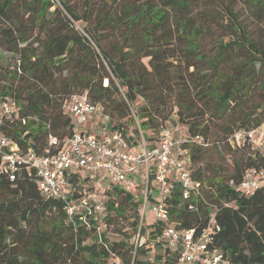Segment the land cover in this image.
Listing matches in <instances>:
<instances>
[{
    "label": "trees",
    "instance_id": "1",
    "mask_svg": "<svg viewBox=\"0 0 264 264\" xmlns=\"http://www.w3.org/2000/svg\"><path fill=\"white\" fill-rule=\"evenodd\" d=\"M241 2L246 19L232 0H0V53L15 56L8 68L0 64V99H15L26 120L4 132L41 153L47 132L60 140L71 135L61 105L84 93L131 145L132 114L140 133L152 134L144 139L148 147L168 122L205 141L214 137L207 149L185 146L193 178L208 187L207 204L189 210L191 201L173 186L170 221L178 230L201 231L216 208L212 246L229 264H264V184L249 197L228 184L262 166L256 151L226 142L236 130L264 125V0ZM92 189L75 182L71 199ZM111 193L121 201L107 199L104 215L84 222L76 214L71 222L65 202L46 198L34 180L0 175V264H176L164 247L152 261L141 258L161 249V229L145 219V241L135 248L142 197ZM120 217L131 219L133 233L109 241L100 228Z\"/></svg>",
    "mask_w": 264,
    "mask_h": 264
},
{
    "label": "built area",
    "instance_id": "2",
    "mask_svg": "<svg viewBox=\"0 0 264 264\" xmlns=\"http://www.w3.org/2000/svg\"><path fill=\"white\" fill-rule=\"evenodd\" d=\"M61 109L72 121L71 135L60 140L47 132L45 146L37 153L29 141L22 138L21 146L4 132L5 127L18 122L24 125L26 120L20 117V105L15 99H0L1 176L10 182L25 176L34 180L46 198L65 202L71 222L76 214H82L84 222L86 216L104 215L108 191L140 193L139 229L132 239L135 248L142 243L140 229L144 225L145 206L149 204L151 221L161 229L159 240L165 249L177 255L176 264H229L222 251L212 246V235L219 230L216 208L209 213L207 225L201 231L176 229L167 209L173 186L179 187L183 200L191 201L189 210H196L199 202L207 204L204 190L208 187L193 178L194 167L187 147L207 149L211 146L209 141L190 136L185 127L173 125L170 131L163 129L151 147L140 134L134 139L137 145H131L121 131L109 128L110 118L103 107L90 102L84 93L69 96ZM93 117H99L102 124L88 131L84 125ZM226 142L231 148L248 146L260 157L262 166L246 169L239 183H228L237 194L249 197L264 184V125L236 130ZM81 181L93 189L72 200L75 182ZM232 206L233 202L223 203V207ZM113 261L119 264L118 259Z\"/></svg>",
    "mask_w": 264,
    "mask_h": 264
},
{
    "label": "rangeland",
    "instance_id": "3",
    "mask_svg": "<svg viewBox=\"0 0 264 264\" xmlns=\"http://www.w3.org/2000/svg\"><path fill=\"white\" fill-rule=\"evenodd\" d=\"M232 3L234 4L235 9H238L240 11V15H242L245 19L249 16V11H248V9L245 6H243L241 0H232ZM246 21H250V19H247ZM76 27L79 28V26H77V25H76ZM0 57H1V60H2V61H0L1 66L4 67V68H8L9 65L13 64V60H14L15 56L12 55V54H8V53H0ZM144 62L146 63L147 60H144ZM141 105H142L141 102L138 101V103L135 105V109L139 108ZM95 122L97 124H102V120H100L99 118H98V121H95ZM173 125H175V124H173L172 122H170V123L168 122L167 124L163 125V129H169V131H170L171 128H172L171 126H173ZM84 126H85V128L95 127V130L98 127V126L92 124L91 122L87 123ZM126 127H127V134L132 135V137L134 139H136L138 134L142 135V137H144V139H146V137H148V135H150V136L152 135L150 133H142V134L139 133L140 132V126L138 125V119H137V117L134 114H133L132 119L126 122ZM117 129L118 128H116V130ZM163 129H161V131H163ZM134 130H137L138 134L135 133ZM122 133H123V131H122ZM159 137H160V133L157 136V138H159ZM209 141L211 143H213V141H215V138L214 137H209ZM211 146H212V144H211ZM136 149H137V147H136ZM137 152H140V150L137 149ZM138 190H139V188H138ZM112 193H111L112 196H107L106 199L114 201L116 203H120V201H121L120 198L116 197L115 193L114 194H112ZM127 212H128V215H129V213L130 214L132 213L131 211H127ZM144 215H145V219H149V220L152 219L151 218L150 205L149 204L145 206V214ZM130 221H131V219L128 218V217H127V219L123 218V217L116 218L115 220H113L111 222V224H109V225L105 224V225L101 226L100 231H105L106 237H107V239L109 241H119V240L124 238V235H129V234L133 233V231H131V227H129ZM145 226H146V224H144L142 226V228H144ZM136 237L137 236L135 235V238ZM141 240H142V242H144L145 241V237L143 236L141 238ZM90 242H91L90 240L87 241V243H90ZM155 242H160L161 243V246H160L161 249H159V247H154L153 250L147 252L145 255H143L141 257L143 260L152 261L154 255L159 254V253L162 252V250H163L162 242L159 239H157Z\"/></svg>",
    "mask_w": 264,
    "mask_h": 264
},
{
    "label": "crops",
    "instance_id": "4",
    "mask_svg": "<svg viewBox=\"0 0 264 264\" xmlns=\"http://www.w3.org/2000/svg\"><path fill=\"white\" fill-rule=\"evenodd\" d=\"M98 118L99 117H93L90 119V122L96 126H99L100 124H97L95 121H98ZM100 119V118H99ZM89 122V123H90ZM91 126V125H90ZM88 131H94L95 130V127H92V128H86ZM93 129V130H92Z\"/></svg>",
    "mask_w": 264,
    "mask_h": 264
}]
</instances>
